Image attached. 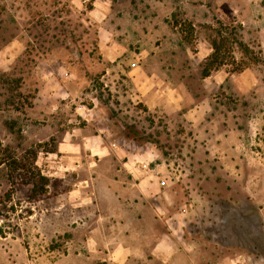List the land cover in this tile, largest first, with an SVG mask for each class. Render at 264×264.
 <instances>
[{
	"label": "rangeland",
	"instance_id": "374dc122",
	"mask_svg": "<svg viewBox=\"0 0 264 264\" xmlns=\"http://www.w3.org/2000/svg\"><path fill=\"white\" fill-rule=\"evenodd\" d=\"M218 20L241 24L264 59L263 0H0V264H114L122 246L82 185L88 160L119 157L149 163L141 188L156 194L141 201L164 217L183 264H264V171L254 186L231 174L184 116L189 98L174 111L149 104L151 74L210 94L202 133L240 121L264 162V121L249 119L264 98L202 80ZM241 57L234 50L221 68ZM248 61L264 86V61Z\"/></svg>",
	"mask_w": 264,
	"mask_h": 264
},
{
	"label": "crops",
	"instance_id": "0c3cea01",
	"mask_svg": "<svg viewBox=\"0 0 264 264\" xmlns=\"http://www.w3.org/2000/svg\"><path fill=\"white\" fill-rule=\"evenodd\" d=\"M207 43L209 42L207 41ZM212 51L213 48L210 44L206 55H209ZM154 75L147 76V80L153 81L154 90L151 95L156 99V101L151 100L150 102L148 100L150 106L174 111L182 108L184 99L189 98L190 105L183 114L191 125L200 131L199 134L204 139L210 152H219L223 165L236 178L249 173L250 180L248 184L250 186L259 184V179L255 176V168L257 166L264 171V162L260 160L259 152H256L253 148L254 138H249L244 124L240 121H234V123H229V128L223 133L217 132L213 134L207 130L202 133L201 127L204 125L203 121L206 119L207 110L210 109L209 105L212 100L210 94H202L199 98V96L186 89L184 82H170L168 84L166 80H163L169 86L167 91V88H163V85H156ZM202 80L207 88L211 85L225 87L227 82L232 84L240 95L244 96V94L246 95L250 91L255 90L257 102L260 103L264 98L262 78L250 67L241 72H231L220 68L212 71L209 76H202ZM255 114L256 116L249 117V119L264 121V111H259V113ZM99 136L101 137V135ZM112 144L114 145L113 150L118 153V157L124 155L131 157L130 144H121L118 141H112ZM84 145L86 143L82 146ZM103 149L108 150V146ZM86 150H90L93 155L99 153V148L95 145L94 147H86ZM103 151L101 150L100 152ZM87 163V168L91 170V174L83 180L86 182L85 185H82L83 191H86V195L83 198L85 202L91 200L97 216L102 218L109 217L104 219L103 224L114 229L113 231L117 235V242L122 246L121 250L114 252L116 255L114 264H183V260H186L185 257L178 252L176 253L175 245L167 241V237L169 239L171 237L166 230L164 217L158 211H154L151 206L145 205L141 201L142 198L147 199L156 194L152 193L154 191L153 187L141 188V185L149 182V178L152 177L148 175L151 170L149 163L140 165L137 162H133L130 164L129 161L122 160L120 157L117 161H102L95 158L88 160ZM111 164H116L115 170L105 173L103 169L111 166ZM74 166L77 167L79 164ZM127 168H129L128 171ZM142 168H148L149 170ZM66 174L65 176L67 177ZM60 178H64V175ZM87 186H89V189L86 188ZM89 191H91V194ZM127 216L133 217L131 223H125V217ZM127 240L128 242H126Z\"/></svg>",
	"mask_w": 264,
	"mask_h": 264
},
{
	"label": "trees",
	"instance_id": "16d2710c",
	"mask_svg": "<svg viewBox=\"0 0 264 264\" xmlns=\"http://www.w3.org/2000/svg\"><path fill=\"white\" fill-rule=\"evenodd\" d=\"M217 22L219 25L216 29V36L211 39L213 51L208 55L203 65V77L209 76L212 71L223 67L226 64L228 55L233 53L236 49L239 50L242 57L240 61H236V65L234 69H232L233 72H241L248 68L251 64V62L248 61L249 58L254 63H261L264 61V59L256 55L253 49L242 39L243 35L241 30L243 27L241 24H227L221 20ZM3 162L0 155V166ZM13 162L17 167L28 170L24 162L18 161L17 159H13Z\"/></svg>",
	"mask_w": 264,
	"mask_h": 264
},
{
	"label": "built area",
	"instance_id": "2783aa9c",
	"mask_svg": "<svg viewBox=\"0 0 264 264\" xmlns=\"http://www.w3.org/2000/svg\"><path fill=\"white\" fill-rule=\"evenodd\" d=\"M166 184V180L165 179H162L161 180V185H165Z\"/></svg>",
	"mask_w": 264,
	"mask_h": 264
}]
</instances>
